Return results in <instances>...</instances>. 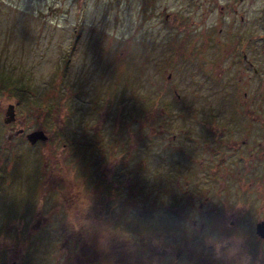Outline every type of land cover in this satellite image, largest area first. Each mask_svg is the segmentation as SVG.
Segmentation results:
<instances>
[{"label":"flooded vegetation","instance_id":"af4514ba","mask_svg":"<svg viewBox=\"0 0 264 264\" xmlns=\"http://www.w3.org/2000/svg\"><path fill=\"white\" fill-rule=\"evenodd\" d=\"M186 1L193 6L199 0ZM207 4L204 9L209 14L212 4ZM233 11L237 15H222L221 43H215L212 31L205 29V22L198 23L192 9L185 15L158 16L171 50L157 61L145 59L146 78L153 89L141 109L147 120L142 122L146 136L159 138L144 141L159 147L156 167L149 165L148 155L134 158V141L123 140L115 127L103 135L101 126L88 124L78 140L73 133L65 141L60 139L63 151L77 147L88 166L79 174L80 196H84L82 202L79 199L84 208L79 226L86 230L89 213L96 225L94 236L79 233L72 243L66 241L69 235L65 237L67 259L75 264H264V201L258 202L264 180L263 18L243 15L236 7ZM195 30L202 43H182V33L187 38ZM209 48L213 51L202 54ZM146 54L151 56L149 51ZM31 103L34 113L37 101ZM93 103L100 108L96 97ZM150 108H158L157 127L148 116ZM195 115L202 117L201 123ZM50 124L54 130L51 119ZM104 160L114 164L113 174L105 176ZM149 172L158 179L156 187L149 183ZM199 175L205 189L198 188ZM9 239L8 243L2 238L0 247L20 249L14 237ZM35 249L33 244L29 253L23 252L31 261L22 255L19 260L18 252V262L11 264H38L36 258L44 256H36ZM43 254L50 257L49 252ZM4 256L0 253V264H8Z\"/></svg>","mask_w":264,"mask_h":264},{"label":"rangeland","instance_id":"374dc122","mask_svg":"<svg viewBox=\"0 0 264 264\" xmlns=\"http://www.w3.org/2000/svg\"><path fill=\"white\" fill-rule=\"evenodd\" d=\"M200 1L191 6L186 0H0V75L15 81L23 91L15 92L0 82V222H3L0 240L3 238L9 243V238L14 237L16 246L10 245L20 248L7 249L2 244L0 253L7 255L4 257L8 264L18 262L21 255L27 258L23 252L29 253L33 244H36L33 253L48 260L36 258L38 264H75L66 258L69 249L63 245L65 237L69 235L66 241L72 243L79 233L95 235L92 213L86 230L79 226L80 210L84 211L79 202L84 197L80 196L83 180L79 174L88 167L87 163L78 149L63 151L60 139L65 141L73 133L78 140L84 125L88 124L101 126L103 135L115 127L120 129L123 140L134 141L131 149L134 158L148 155L149 165H158L159 147L144 141L159 138L146 136L142 122L147 120L141 109L148 91L153 89L146 78L145 59L157 61L163 52L171 50L170 43L164 39L166 33L160 32L159 15L166 12L185 15L192 9L198 23L205 22V29L212 31L215 43H221L224 34L218 31L222 15H237L233 7L243 15H262L260 61L264 123V0ZM207 3L212 4L209 14L204 9L209 7ZM198 30L187 38L183 32L182 43L201 44L203 39ZM208 51L213 49L202 54ZM150 64L154 65L153 61ZM94 97L99 100L100 108L93 103ZM33 98L37 100L38 110L31 113ZM13 103L16 117L3 123L8 105ZM150 109L148 116L157 127L158 108ZM206 114L202 112L203 116ZM201 118L194 116L198 123ZM19 127L24 128L22 133ZM33 131L47 136L48 142L39 143L47 139H39L36 145L29 142L26 134ZM140 134L143 135L139 138ZM101 167L105 176L115 171L109 160H104ZM157 182L149 172L150 185L156 187ZM204 182L199 175V189L206 188ZM261 182L262 192L257 200L262 204L264 180ZM120 218L117 214V219ZM44 252H49L50 257ZM56 258L58 261L54 263Z\"/></svg>","mask_w":264,"mask_h":264},{"label":"water","instance_id":"95a60500","mask_svg":"<svg viewBox=\"0 0 264 264\" xmlns=\"http://www.w3.org/2000/svg\"><path fill=\"white\" fill-rule=\"evenodd\" d=\"M12 109H13V105L10 104L7 108L6 118L4 119V122L8 123L14 119ZM27 138L31 143H34L37 139H42V140L46 139V136L44 135L42 136L40 131H33L27 134Z\"/></svg>","mask_w":264,"mask_h":264},{"label":"trees","instance_id":"16d2710c","mask_svg":"<svg viewBox=\"0 0 264 264\" xmlns=\"http://www.w3.org/2000/svg\"><path fill=\"white\" fill-rule=\"evenodd\" d=\"M0 82H4V84L6 85V87L7 86L12 87L15 92H21L22 91V88H18L16 86L15 81H10L8 78H6L4 76H1V75H0ZM72 150H77V147H73Z\"/></svg>","mask_w":264,"mask_h":264}]
</instances>
